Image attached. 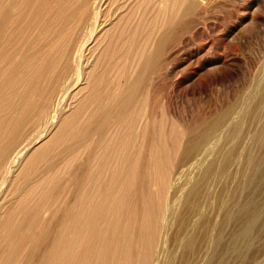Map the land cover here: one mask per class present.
I'll return each instance as SVG.
<instances>
[{
  "label": "rangeland",
  "instance_id": "obj_1",
  "mask_svg": "<svg viewBox=\"0 0 264 264\" xmlns=\"http://www.w3.org/2000/svg\"><path fill=\"white\" fill-rule=\"evenodd\" d=\"M188 1L191 0H67V4L66 0H46L48 4L41 10L42 13L34 16L36 6L30 5L27 11L24 9L26 15L20 23H15L13 31H8L7 27L0 32L3 42L0 44V182L5 181L0 183V232L5 231L2 224L8 214L11 218L8 223H18L25 214L40 206V221H44L55 214L56 206L72 204L81 193L78 186L80 175L84 176L81 185L85 188L93 178L103 181L106 177L109 185L107 178L113 173L121 174L130 163L141 158L138 156L142 152L148 163V168L144 167L147 168L145 172H148L154 123L158 134L154 150L160 155V170L164 177L159 179L149 174L151 178L148 179L147 192L161 199V212L157 215L153 212L151 230L159 241L164 236L163 248L172 255L164 257L167 264H175L181 258L182 252L174 246L172 238L179 233V229L169 222L167 209L176 208L185 197L186 183L200 176L198 170L201 165L196 166L193 162L192 166L181 167L179 163L190 131L216 118L240 96L244 104L238 111L248 112L244 123L249 130L245 141H249L250 133L256 131L264 112L263 103L259 118L252 123L249 113L260 102V90L264 84V0H194L197 8L187 13L184 8ZM22 3L12 15L13 20L26 7ZM7 4L5 2L3 6ZM176 22L180 23V27H175ZM34 38H44L40 39L43 44ZM84 49L85 52L82 51ZM4 55L15 59L12 68L8 67L9 63L1 61ZM80 55L84 56L82 60ZM137 80L141 81L136 86L134 100L125 110L126 115L119 118L116 114L119 99ZM31 90L36 95L30 94ZM108 110L113 114L107 118L109 123L105 131L92 135L95 138H81L82 130L95 121L104 120ZM219 139L217 136L212 146ZM221 147L222 142L214 145L213 154L208 156V160L214 159L213 155ZM43 150L46 153L40 160L38 156ZM242 152L243 149L240 150ZM28 157L31 158L28 160ZM29 163L32 169L26 173ZM82 165L85 172L81 169ZM142 190L145 189L137 186L139 197L143 195ZM46 191L58 192V198L49 200L48 205L41 207L45 204ZM125 196L120 199L125 201L126 209L117 213L116 220L113 211L106 212L107 218L103 217L97 224L99 238L93 239L96 244L92 242L89 250L96 254V251H105L112 264H121L123 260L127 261L126 264H144V254L151 248L143 240L138 241L136 226L130 225L133 216L128 210L136 202L134 191L125 192ZM215 196L210 197L204 210L208 219L206 231L211 234L216 232L219 225L220 214ZM140 199L139 209L143 214L146 207L143 199ZM94 202L96 207L91 206L92 209L102 208L104 201L98 198ZM92 211L89 213L91 217L95 215ZM138 217L141 219L139 215L136 219ZM110 218L114 220L112 225ZM87 222L82 219L78 225L79 240L88 235ZM197 223L198 218L191 216L189 227L193 228ZM40 224L33 229H41ZM52 227L56 231L63 224L60 221L52 224ZM111 240H114V246ZM125 241L129 242L127 249L124 247ZM197 242L200 244L195 258L187 264H201L204 261L202 257L212 252L210 245L206 247L202 234ZM30 246L26 243L12 264H23ZM124 248L126 255L122 256ZM42 252L43 248L39 254ZM263 252L264 246L255 254L257 264H264ZM89 255L95 256L92 253ZM156 256L148 264H161L163 259L160 257L163 256ZM37 261L34 264H38ZM78 261L76 264H87L88 257L79 258Z\"/></svg>",
  "mask_w": 264,
  "mask_h": 264
},
{
  "label": "bare ground",
  "instance_id": "obj_2",
  "mask_svg": "<svg viewBox=\"0 0 264 264\" xmlns=\"http://www.w3.org/2000/svg\"><path fill=\"white\" fill-rule=\"evenodd\" d=\"M5 2H8L6 7L3 6V4H5ZM51 2H52V0H51ZM21 3L24 4L26 7H23V12L15 20H13L12 15L14 14V12H16V10H18L17 8L21 5ZM66 3H67V0H66ZM46 4H48L46 2V0H20V1L19 0L18 1L17 0H0V32H2L7 27H9L8 31H13V27H14L15 23H20V20L24 19L25 15H26L24 9H26V11H27L29 9L28 6L29 7H30V5H32L33 7L36 6L34 9V13H33V14H35L34 16H36L37 14H39L41 12V10L46 6ZM187 4L188 5L186 6V8H184V11L187 13L193 12L197 8V3L194 0L188 1ZM32 10H33V8H32ZM31 18H32V16H31ZM40 19H41V16H40ZM12 22H14L13 25L11 24ZM25 22H26V20H25ZM62 22H64V21L62 20ZM165 25L167 26V24H165ZM179 25H180L179 22L175 23V27L178 28V27H180ZM21 26H23V25H21ZM25 27H27V26L25 25ZM24 30H25V28H24ZM31 31H33V30H31ZM27 32H28V30H27ZM6 34H7V32H6ZM33 34H35V32H33ZM43 35L45 36V34H42V36ZM5 37L6 36H4V39H5ZM33 37H34V35H33ZM27 38H28V36H27ZM11 39H12V37H11ZM37 39H35V41ZM40 39L43 40L44 38L43 39L40 38ZM40 39L37 41L41 42ZM1 42H2V40H1V36H0V44H1ZM21 43H22V41H21ZM8 45H11V44H8ZM84 45H86V44L84 43ZM25 46H26V43H25ZM39 49H41V48L39 47ZM55 51H56V49H55ZM82 51L85 52L86 49H84ZM28 52H29V50H28ZM33 52H31V53H33ZM35 53H38V52H35ZM39 54H38V56H39ZM79 54H80V50H79ZM82 54H83V52H81V55ZM25 55H27V53ZM42 56H44V55H42ZM83 57L81 56V60L83 59ZM39 58H40V56H39ZM39 58L37 59V61L39 60ZM49 58H48V60H49ZM26 59H27V57H26ZM51 59H53V57H51ZM1 61L9 63L8 67H11V68L15 65V59L9 58L8 56H5V55L2 57ZM37 66H39V65H37ZM55 66H57V65H55ZM55 66H54V68H55ZM8 67H6V68H8ZM30 68H33V67H30ZM46 68L47 67L45 65V69ZM164 68H165V66H164ZM214 68H216V67H214ZM214 68H212V69L215 70ZM217 69H218V67H217ZM23 70H25V69H23ZM34 70H36V69H34ZM142 71H144V70L142 69ZM145 71H146V68H145ZM210 71H211V69H210ZM14 80H16V79H14ZM36 81H38V80H36ZM40 81H41V79H40ZM140 81L137 80L135 83H133L130 86V88L125 92V94L122 96V98L119 99V102H118L119 108L116 111V114L118 115L119 118L120 117L122 118L124 115H126L125 110H127L129 105L133 102L134 93L136 91V86H138ZM38 87H35V88H38ZM33 90H35V89L33 88ZM37 92L38 91H36V93ZM32 93H33V95L35 94L34 91L32 92V90H31L30 94H32ZM120 94H122V93H120ZM10 96H11V94L9 95V97ZM112 97H113V95H112ZM28 98H30V97H28ZM115 99H117V98L115 97ZM107 101H109V100H107ZM29 102H32V101H29ZM263 103H264V84L262 85V88L260 90V102L256 105H254L252 112L249 113V115L251 116V121L253 120L252 123H254L259 118V115H260L259 109L263 107L262 106ZM243 104L244 103L242 102L241 97L239 96L233 104L228 106L216 118H214L211 121H208V122L206 121L204 123H201L200 125H198V127H196L195 129H192L189 133V136H188L186 142H185L184 150H183V153H182V155L180 157V161H179L180 166L184 167L188 164L191 165L194 162L193 164H196V166L199 165V167H200V165H201L202 167L200 168V170H198V173L200 174V176L197 177L196 179H194L192 182L189 181L186 183L188 188H187V190L186 189L184 190L185 197L181 201V203H179L177 205V207L174 209H172V208L167 209L169 222L175 224L179 229V233H177V235L175 237H172V238H174V243H175L174 246L178 247L179 250L182 252L181 258L177 259L175 264H187L190 260L195 258L197 249H199L198 245L200 244V243L198 244L197 239L199 236H201V234L203 235V239L206 243V247L210 245V247L212 249V252L210 254H208V255L205 254V258L202 257V260L204 259V261H202L201 264H246L248 262L251 264H257L254 256L264 246V112H263L262 118L259 119L258 124L256 123L258 125L256 131L250 133L249 141H245V138L247 137L246 135H249V130H247L245 128V123H244V118L248 114V112L243 111V110H242L243 112L238 111V110H241L239 108H243V107H241V105H243ZM50 105L51 104H49V106ZM144 105H145V103H144ZM43 106H44V104H43ZM22 109L23 108H21V110ZM46 109H48V108L46 107ZM146 111H147V109H146ZM57 112H58V110H57ZM244 113H246V114H244ZM112 114H113L112 111L110 112V110H108L105 113L106 118L104 120H101L98 122L95 121V122L91 123L89 126H87L86 128H84L82 130V135L80 137L83 139H86L87 137L95 135V134H102L105 131V129L107 128L108 123H109V119H107V118L110 117ZM19 115H21V113ZM39 116H40V114H39ZM80 116L81 115H79L78 117H80ZM84 118H85V116H84ZM4 119L5 118H3V120ZM33 123H32V125H33ZM79 123H81V122H79ZM141 124H142V122H141ZM30 126H31V124H30ZM155 126L156 125H154V123H153L152 124L153 129L151 130L152 134H153V135H151V140L153 142L152 143L153 150L151 151L150 158H149L150 162H149L148 172H145L146 169L148 168V163H147V159L146 160L144 159V155H143L144 153L142 152L138 156V157L141 156V158L139 160H137V162L135 161V162L130 163L129 167L125 171L121 172V174H114V173L111 174L110 175L111 177L109 179L107 178V180L110 181L109 185L107 184L106 177H105V180H103V181H100V178H99V180L98 179L95 180L93 178L94 181H93V179H90L91 182H89V186H87L88 188H85V186L81 185V182L83 181L84 176L82 177V175H80L79 176L80 181H78V186H79V190L81 191V193L77 195V198L75 199V201L72 204L65 203V204H63L64 206L63 205L56 206L57 208H56V211L54 212L55 214H53L51 217L47 218L44 221H40L41 220V214L39 213L40 206H36V208H34L29 214H25L24 218L23 219L21 218L22 220L18 223H12V224L8 223L11 219L9 217V214H8L4 220V224H2L3 225L2 228H4L5 231L0 232V264H12L14 259H15V256L18 255V253L21 251L22 247L26 243H29L31 245L30 246L31 248L28 251V253L26 254V257L24 259L23 264H34V261L37 259H38V261H37L38 264H76L77 262H79L78 261L79 258H85V257L86 258L88 257V261H87L88 263L87 264H112L111 258L105 254V251L104 252L103 251L102 252L96 251L97 254L93 251L90 252L89 245L92 244V242L94 241L93 239H95V237L99 238L97 236V234H98L97 233L98 232L97 224L101 221V219L103 217L107 218L106 212H112L113 211L115 213V220H116L117 219L116 218L117 213H121L123 210L126 209V205L124 203L125 201L120 199V197L125 196V192H130V190L134 191V196H135V201H136V202H134L133 206L130 207V208H134V209L129 208V210H128L130 215L132 214L131 216H133L130 219L131 220L130 225L136 226L135 233H137V235L139 237L138 241L143 240V243H145L146 245L148 244L149 248H151L150 251H148L146 253V255L144 254V262L143 263L148 264L149 260H152L154 258L156 259L157 258L156 255L159 254V257L163 256V257H160L163 259V261L161 260V264H167L164 261V257H172V255H169L168 252H166L163 248V244L165 241L164 236L159 241L158 238L155 239L154 235H152V230H151L153 217H154L153 212L156 215L159 214V212H161V206H160L161 199L158 195H154L153 193L150 194L147 192L149 190V189H147V184L149 182L148 179L150 180V178H151V175L149 176V174H152L155 178H159V179L164 177V174L160 170L161 169L160 155H159V153H157L156 150H154V146L156 145V143L158 141V134L155 131L156 130ZM26 129H24V130H26ZM139 129H140V127H139ZM177 130H178V128H177ZM251 130H252V128H251ZM253 130H254V128H253ZM150 134L151 133L149 132L148 135H150ZM55 135H56V133H55ZM170 135H172V134L170 133ZM217 136L220 139L214 145H217L219 142H222V147L220 149L218 148L219 150L216 153V155H213L215 157L217 156L216 158L214 157V159L210 158L208 160V156L210 154H213L214 145L212 146V144L217 139ZM93 137L95 138V136H92V138ZM83 139H77V141H82ZM74 143H75V141H74ZM134 143H136V142H134ZM245 144H247L246 147L244 146ZM42 146H43V144H42ZM60 146L62 147V145H60ZM34 149L36 150L37 148H34ZM241 149H243L242 153H240ZM31 151H33V150H31ZM132 151H133V148H132ZM44 153H46L45 150L41 151L39 156H38L39 157L38 159L41 160L42 158H44V156H45ZM211 156L212 155H210V157ZM17 157H20V156H17ZM82 157H84V156H82ZM30 158L28 157V160ZM123 158L125 160L127 159L126 157H123ZM3 160L4 159H2V161ZM17 160H15V161H17ZM122 161H123V159H122ZM95 163H97V162H95ZM117 164H118V161H117ZM13 165H15V164H13ZM11 167L8 168L9 172H10ZM144 167H147V168L145 169ZM31 169H32V165H30V163H29V168L26 169V173H29L31 171ZM81 169H82V171L85 172V166L84 165L81 166ZM64 171H65V169H64ZM92 173H93V171H92ZM4 175L7 176V174H4ZM20 175L21 174H19V176ZM35 175H37V174H35ZM47 176H49V174ZM71 176H73V175H71ZM14 177H16V176H14ZM25 177H23V178H25ZM17 178H19V177H17ZM3 181H1L0 183H2ZM63 183H65V182H63ZM6 185H7V183H6ZM92 185H93V188H92ZM0 186H1V184H0ZM45 186L46 185H44V187ZM137 186H139L141 189H145L144 191L142 190L143 195H141V197H139L140 195L137 194ZM226 186H228V189H225ZM23 187H25V186H23ZM219 187L220 188L222 187V188L220 189ZM18 188H19V186H18ZM44 189L46 190V188H44ZM93 189H94V191L90 192ZM35 191H37V190H35ZM58 191H59V189H58ZM158 192H160V190H158ZM57 193H51V192L46 191L45 204H42L41 207L48 205L49 200L55 201L58 198ZM213 194L216 195L215 198H216L217 210H218L220 215H219V225L217 226L216 232L215 233L213 232L214 234H211L208 231H206L208 228V219L206 217V214L204 213V210H205V208H207L209 199ZM4 197H6V196H4ZM22 197H23V195H22ZM41 198H43V197H41ZM66 198L67 197H65V199ZM98 198H100L104 201L103 205L101 206L102 208H97V209L93 208L92 209L91 206L96 207L94 201ZM140 198L143 199V201H144L143 204L146 207V209H144V211H143V214L140 213L141 209H139V206H140L139 202L141 201ZM72 199H74V198H72ZM167 206L168 205L166 204V207ZM171 206H173V205H171ZM50 207H52V206H50ZM91 210H93L95 213V215L93 217H91L89 215ZM6 211H7V209H6ZM93 211H92V213H93ZM60 213H61V215H60L61 217L60 216L57 217V215ZM138 215L141 217V219H139V217L136 219V217ZM191 216L198 218V223L193 228L189 227V219ZM112 217H113V214H112ZM166 217H167V215H166ZM82 219L85 221H89V223L87 222V226H85L88 230V235L83 237V239L79 240L77 233L79 232L80 228L78 229V225ZM139 220H140V223H138ZM167 220H165V221H167ZM60 221L63 224V227L54 231L52 224H56ZM110 222H111V225L114 224V220H111V218H110ZM167 223H168V221H167ZM38 224H40L42 226L41 229H39V230L33 229V227L35 228V226H39ZM164 226H166V225H164ZM101 227H103V226H101ZM132 233H131V236H132ZM108 240H109V238H108ZM93 244H96V243L93 242ZM111 245L114 246V240L111 242ZM102 246H103V243H102ZM124 247L126 249H127V247H129L128 241H125ZM42 248H43V252L40 255L39 253H40ZM125 248L123 249L125 252H122V256L126 255L125 254L126 253ZM105 250H106V248H105ZM91 253L95 254V256L93 257V256L89 255ZM263 254H264V252H263ZM130 257H131V255H130ZM160 258H158L159 261H160ZM122 262L123 263H121V264L127 263V261H124V260Z\"/></svg>",
  "mask_w": 264,
  "mask_h": 264
}]
</instances>
